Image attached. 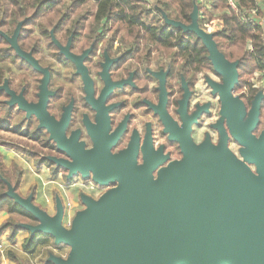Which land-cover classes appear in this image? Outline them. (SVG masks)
<instances>
[{
	"label": "water",
	"instance_id": "1",
	"mask_svg": "<svg viewBox=\"0 0 264 264\" xmlns=\"http://www.w3.org/2000/svg\"><path fill=\"white\" fill-rule=\"evenodd\" d=\"M163 18L194 32L206 47L212 66L222 79L221 83L210 81V85L220 97L221 114L230 136L241 146L243 160L229 151L221 123L216 146L208 137L195 146L185 136L180 141L182 160L159 169L165 159L160 149L153 157L144 152V162L135 164V140L126 149L111 153V144L119 131L106 136V122L101 135H92L93 148L86 151L83 143L64 136L63 128L69 118L67 110L59 122L48 115V73L16 44L18 28L7 37L21 59L44 73L36 104L15 95L5 85H0V91L6 90L11 96L10 104H16L26 116L34 114L39 126L50 132L57 150L68 157H48V160L64 168L68 179L79 173L83 178L90 176L99 186L115 183L95 199L81 194L85 208L75 213L68 228L62 225L61 204H57L56 213L51 217L34 205L31 196H20L8 187L5 195L37 221L33 225L21 223L20 227L30 236L48 234L55 245L69 248L65 258L49 255L47 261L53 264H264V127L258 136L253 134L259 123L263 96L257 93L246 111L239 97L233 95L238 63L228 61L217 49L212 35L198 26L196 6L189 25ZM67 57L82 70L86 79L80 58L71 54ZM187 96L186 90L180 103L181 112ZM164 102L161 83V99L155 109L168 124ZM103 117L107 120L104 114ZM189 122L186 120L183 124L185 134L189 131ZM246 163L253 164L254 170ZM155 170L159 177L153 180Z\"/></svg>",
	"mask_w": 264,
	"mask_h": 264
},
{
	"label": "flooded vegetation",
	"instance_id": "2",
	"mask_svg": "<svg viewBox=\"0 0 264 264\" xmlns=\"http://www.w3.org/2000/svg\"><path fill=\"white\" fill-rule=\"evenodd\" d=\"M66 18L61 23V28L57 30L55 23L44 31L37 28L26 31L20 40L25 49L18 46L23 52L31 54L37 65L47 71L46 91L49 94L47 95L46 111L56 122L61 120L66 110L68 111L69 118L63 128L64 136L67 139L74 137L75 143H83L84 149L90 150L93 148L94 141L92 135H101L103 128L105 129L104 122H106V136H112L119 131L115 141L111 144V153H118L126 149L129 143L135 140L137 145L135 164L139 165L144 162V152L153 157L160 149L161 156H164L165 159L157 169L167 167L171 162L182 160L183 152L180 141L185 136H188L195 146L201 145L206 137L212 145L218 144L220 132L218 130L219 122L216 123L217 118L208 124V129L215 132L216 136L213 139L202 126V118L209 110L198 98H194L197 85L203 74H217L213 70L214 68L204 72L190 70L185 78L182 73H177L175 70L171 72L168 61L162 64L155 62V57L160 56L158 52L151 50L150 46L146 49L147 52L149 51L146 59H138L137 52L132 53L126 45L127 33L125 30L118 29L112 33L110 30L102 28L105 22L100 23L95 31H89L86 28L82 30L63 29L70 25L69 21L73 19V16ZM88 22L83 26L88 27ZM22 24L24 23H19L15 28V30L18 28L16 44H18L20 35L19 27H22ZM9 45L12 47L10 43ZM45 49L48 51V57L54 62L43 63L44 57L41 54ZM67 54H71L77 59L80 58L79 63L84 68V73L86 72V79L82 70L78 69L75 62L67 57ZM24 61L34 73L27 74L26 70L14 65L15 63L7 62L12 72L17 69L19 74L15 78L12 76L14 73L6 72L0 85H5L15 95H22L27 102L36 104L40 99L44 73L33 68L26 60ZM52 65H62V67H66L64 69L69 68L71 72H60L57 76L58 71L54 70ZM204 77L207 79L208 75H204ZM108 82L111 84L109 87ZM161 83H163L165 91L164 109L170 120L168 124L163 122L159 111L155 109L161 99ZM107 87V93L103 94ZM186 90L188 92L187 101L184 112H181L180 103ZM233 90L232 92H234ZM2 91L5 93L7 107L21 112L27 120L34 118L35 129L46 136V138H39L37 141L42 144L45 141L44 147L49 148L52 152H57L56 142L50 138V132L46 128L39 126L40 122L35 115L26 116L25 111L18 110L16 104H10L11 96L6 90ZM212 93H214L213 88ZM256 94L250 99L249 104H246L245 97L247 95L243 90L238 96L246 111L251 108ZM103 114L107 120L104 119ZM186 120H190V122L188 124L189 131L185 134L182 128ZM259 125L258 123L255 130ZM221 126L227 135L228 147L230 133L225 120L221 122ZM201 129L205 131L199 141L196 134H201ZM158 177L155 170L152 173V179L156 180ZM88 178H85V181L93 185L91 192H96L99 189L106 190L115 185L114 183L109 186H99Z\"/></svg>",
	"mask_w": 264,
	"mask_h": 264
},
{
	"label": "trees",
	"instance_id": "3",
	"mask_svg": "<svg viewBox=\"0 0 264 264\" xmlns=\"http://www.w3.org/2000/svg\"><path fill=\"white\" fill-rule=\"evenodd\" d=\"M87 1L0 0V63L2 64L0 65V84L6 72L13 73L7 62L15 63L14 65L26 70L27 74L34 73L7 41V37L13 35L19 23L24 24L19 27L20 35L17 45L25 49L20 40L26 31H32L35 28L44 31L55 23L57 24L55 29H60L64 19L70 16H73V19L71 26L67 27L68 30L86 28L89 31H95L103 22L105 25L102 28L112 33L118 29L125 30L126 45L132 53L137 52L138 59H146L149 54L146 49L150 46L151 50L158 52L160 56L155 57V62L162 64L168 61L171 72L175 70L177 73H182L185 78L190 70L202 72L212 70L208 51L201 39L194 32L165 22L163 18V16L167 20L172 18L182 25H189L191 13L196 6L202 12V17H197L198 26L207 27L206 30L212 35V40L219 52L228 61L238 63V83L235 88L245 92L246 104H249L250 99L260 92L263 96L260 110L264 111V13L256 0H236L240 13L255 10L256 17L262 20L250 24L244 22L238 13L229 9L226 0H210L213 10L219 12L217 14H212L211 11L198 4L197 0H157L149 7L146 6L144 0H91L95 5L94 8H83ZM87 21H89L88 27H84L83 24ZM31 24H35L34 28L29 27ZM50 49L52 51V48ZM0 129L20 132L36 141L39 138H46L31 126V120L24 118L21 112L7 107L5 93L2 90L0 91ZM1 144L34 157L38 169L41 165H49L53 167L52 174L66 172L64 168L55 165L37 152L18 147L13 143ZM45 144L44 141L42 145L45 146ZM22 174V167L15 162H12L9 167L6 166L0 153V212L6 213V216L0 220V237L7 230L8 240L11 243L20 232L26 231L20 227L21 223L34 221V217L29 212L5 195L10 186L22 196L19 191ZM40 236L46 235L40 233L28 235L23 242V250L32 252ZM6 258L14 264H30L11 251L6 252ZM42 264L53 263L44 260Z\"/></svg>",
	"mask_w": 264,
	"mask_h": 264
},
{
	"label": "rangeland",
	"instance_id": "4",
	"mask_svg": "<svg viewBox=\"0 0 264 264\" xmlns=\"http://www.w3.org/2000/svg\"><path fill=\"white\" fill-rule=\"evenodd\" d=\"M157 0H144L146 3V6L149 7L152 4H154ZM94 3L91 0H88L84 5L83 8H94ZM198 10V9H197ZM213 13H219L217 10H212ZM91 19V18H90ZM169 21H175L172 18H168ZM38 21V20H37ZM90 21V20H89ZM262 21V20H261ZM71 26V21H69ZM35 24L29 25V27L34 28ZM68 26V27H69ZM203 29L205 32H208L206 30L207 27H200ZM63 29H67V27H63ZM36 32H34V35ZM44 57L43 63L46 64L48 62H54L48 57V51L45 49L42 51L41 54ZM0 65H2L0 63ZM53 69L58 71L57 76H59L60 72L62 73H69L71 70L64 69L66 67L58 66V65H52ZM14 75L13 77L16 78V76L19 74V71L17 69L13 70ZM204 75H208V78L206 79ZM210 81L216 82V83H221L222 79L219 75L213 74V73H208V74H203L202 78L200 79V82L197 85V91L196 95L194 98H198L203 106L207 107V110L209 112L203 116L202 118V126L205 127V130L210 133L212 138H215V132L212 130L208 129V124L209 122L214 121L217 118L216 123H221L222 121L225 120L224 115L221 114V101L220 97L217 92L212 93V88L210 86ZM14 82V81H13ZM238 83V77L237 80L234 84V96H239L241 95L242 91L240 89H236L235 86H237ZM264 92V91H263ZM198 94V97H197ZM198 100V102H199ZM16 110V109H15ZM20 117H22L21 114H19ZM259 126L258 129L253 132L255 136H258L263 127H264V111H260V116H259ZM36 121L34 118L31 119V126L35 127ZM216 125V124H214ZM203 129L200 130L201 134H196L197 135V140L200 141L202 138V133L205 131ZM22 131V129H21ZM229 145L228 149L229 151L238 159H242L241 154H240V149L241 146L230 136L229 138ZM1 143H13L15 145H18V147H24L30 151L37 152L39 155H42L48 159V157H55V158H65L67 159L68 157L66 156L65 153L61 151H51L49 148L47 149L42 145V143L30 139L28 136H25L24 134L20 132H13L11 130L7 129H0V153L2 155V159L5 163L6 166H10L12 162H15L17 165L22 167L24 174V179L27 183H29V188L25 190L23 193V197H32V202H34V205L39 207L41 210L45 211L47 214L49 212V215L52 217L56 213V206L57 204H61L63 207V219H62V225L66 228H68V222H71L72 217L75 215L77 211L83 210L85 208V205L81 202L80 195L85 194L88 195L92 198H98L99 195H101L105 189H99L96 192H91V189H86L85 188V178H83L79 173L75 175L73 178H67V171L66 172H59L57 174H52L51 169L53 167L49 165H41V167H45L43 169H38L36 166V159L34 157H31L29 155L24 154L20 150L5 146L4 144ZM8 154V156H7ZM243 160V159H242ZM55 164V163H54ZM249 168L253 171L254 170V165L250 163H246ZM40 167V168H41ZM25 169V171H24ZM39 171V176L37 177L35 175V171ZM55 176V177H54ZM36 177V178H35ZM54 178V179H53ZM34 179H38L39 181L43 182L44 185H37L36 182H31ZM90 179V178H88ZM50 181V182H49ZM54 181V182H53ZM86 184H90V182H87ZM40 187V188H39ZM57 187V188H56ZM39 188V189H38ZM38 190V194H41V197L45 195H51L50 199V205H46L44 202L39 203L36 202L34 199L36 196V192ZM96 190V189H95ZM43 195V196H42ZM48 211V212H47ZM37 221L34 218V221H29L27 224H35ZM5 233V232H4ZM42 234V233H40ZM5 235V245H6V250L11 251L16 255H19L26 260L31 259L30 264H42L44 260L48 258L49 255H56L60 256L62 258L66 257V254L69 251V248L65 245H55L54 244V239L52 236L45 234L46 236H40L38 237V245L37 247L32 251V252H26L23 250V242L25 237L28 235L27 231H22L21 235L14 241V243L9 242L7 240V233ZM64 255V257H63ZM10 261H6L5 264H9Z\"/></svg>",
	"mask_w": 264,
	"mask_h": 264
},
{
	"label": "crops",
	"instance_id": "5",
	"mask_svg": "<svg viewBox=\"0 0 264 264\" xmlns=\"http://www.w3.org/2000/svg\"><path fill=\"white\" fill-rule=\"evenodd\" d=\"M260 9H261V11L264 13V4H262V3H260ZM7 156H8V154H7ZM3 159H4V157H3ZM43 168H45V167H41V168H39V169H43ZM24 171H25V169H24ZM40 171V170H39ZM39 171L38 170H36L35 172V175L38 177L39 176ZM24 172H23V174H22V180H21V183H20V185H19V191H20V193H21V195L23 196V193L25 192V190H27L28 188H29V183H27L26 181H25V177H24ZM55 177V176H54ZM36 178V177H35ZM54 179V178H53ZM31 182H36L37 183V185H44V183L43 182H41V181H39L38 179H34V180H32ZM50 182V181H49ZM54 182V181H53ZM40 188V187H39ZM38 188V189H39ZM57 188V187H56ZM43 196V195H42ZM35 200H36V202H39V203H42V202H44L47 206L48 205H50V199H51V195L49 194V195H45V196H43V197H41V194L39 195L38 194V190H37V192H36V196H35V198H34ZM48 212V211H47ZM48 214H49V212H48ZM6 216V213L5 212H3V211H1L0 212V220H2L4 217ZM5 232V233H4ZM3 233H2V235H1V237H0V243L1 244H4L5 245V235L4 234H6L7 233V235H6V237H7V240H8V231L6 230V231H4ZM28 232V231H27ZM21 235V232L16 236L17 238L19 237ZM28 235L30 236V234H29V232H28ZM28 235L25 237V239L28 237ZM16 237H15V239H14V241L16 240ZM25 239H24V241H25ZM9 241V240H8ZM14 241H13V243H14ZM37 245H38V239L36 240V246H35V248L37 247ZM6 246V245H5ZM6 252H7V250H6ZM0 256H1V261H0V264H5L6 263V261H10V260H8L7 258H6V253L4 254V255H2L1 253H0ZM19 256V255H18ZM21 257V256H20ZM22 259H25V258H23V257H21ZM26 260V259H25ZM47 260V259H46ZM28 262H31V259H28L27 260ZM9 264H14L12 261H10L9 262Z\"/></svg>",
	"mask_w": 264,
	"mask_h": 264
},
{
	"label": "built area",
	"instance_id": "6",
	"mask_svg": "<svg viewBox=\"0 0 264 264\" xmlns=\"http://www.w3.org/2000/svg\"><path fill=\"white\" fill-rule=\"evenodd\" d=\"M256 1L259 4L260 3L264 4V0H256ZM197 3L202 5L203 7H205L209 11L213 10L210 0H197ZM226 4H227L229 9H231L235 13H238L240 15L241 19L246 23L250 24V23H253L255 21L256 22L261 21V19L259 17H256L255 10H251V11H247V12L243 11V13H240L239 9L237 7V4H236V0H226ZM197 17H202V12L199 10H197ZM85 188L92 190L93 185L91 183L90 184L85 183ZM67 224L69 227L70 222H68ZM0 253L2 255H4L6 253V246L4 244H1V243H0ZM63 257H64V255H63Z\"/></svg>",
	"mask_w": 264,
	"mask_h": 264
}]
</instances>
